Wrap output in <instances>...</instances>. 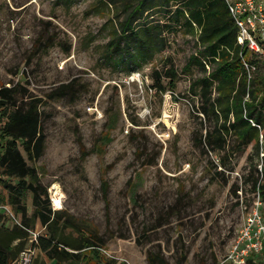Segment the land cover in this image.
Masks as SVG:
<instances>
[{
    "label": "rangeland",
    "instance_id": "1",
    "mask_svg": "<svg viewBox=\"0 0 264 264\" xmlns=\"http://www.w3.org/2000/svg\"><path fill=\"white\" fill-rule=\"evenodd\" d=\"M124 14L118 1L0 0V88L14 89L18 106L35 105L44 135L35 160L19 149L51 210L90 233L102 261L232 264L224 257L258 194L264 214V188L253 186L264 185V137L257 150L233 134L220 146L208 139L213 114L203 111L201 84L192 86L204 72L195 62L185 67L195 40L172 29L150 58L133 48L113 51L109 41ZM151 17L167 23L162 11ZM254 58L256 74L264 72V54ZM0 197L5 203L1 182ZM26 206L30 216L29 192ZM33 259L55 263L38 250ZM262 262L264 251L243 264Z\"/></svg>",
    "mask_w": 264,
    "mask_h": 264
},
{
    "label": "trees",
    "instance_id": "2",
    "mask_svg": "<svg viewBox=\"0 0 264 264\" xmlns=\"http://www.w3.org/2000/svg\"><path fill=\"white\" fill-rule=\"evenodd\" d=\"M107 1L120 2L125 13L109 41L113 51L128 54L133 48L137 55L150 58L167 46V40L162 35L165 30L175 29L189 34L198 47L190 54L185 67L195 62L204 72L202 77L192 82V86L201 84L202 95L208 102V108L204 107L203 111L212 113L215 123L207 138H212L220 146L225 136L233 134L240 141H253L258 149L259 135L264 137V72L256 74L258 66L254 57L257 55L237 42V28L226 0ZM157 11L167 16V23L154 21L151 16ZM243 60L256 67L249 79ZM167 72L169 76H174L173 70ZM173 85L171 82V87ZM212 88L215 92L213 99L210 98ZM14 92V89L0 88V176L16 179V182H10L0 177L2 186L7 190L5 204L14 213L20 214L21 223L26 228H33L36 221L44 226L45 232L38 239L37 249L53 259L54 264L82 257V252L86 250L90 253L84 255L94 258L96 264H116L111 259L102 261L97 242L90 233L81 234L83 227L73 217L51 210L46 188L41 186L35 168L27 163L19 149L22 147L29 160H35L43 150L44 135L37 109L33 104L25 108L16 105L12 101ZM261 170L264 173V164ZM253 186L264 188V185H256L255 182ZM28 192L33 206L30 216L26 206ZM260 192L264 194V189ZM2 201L0 197V204ZM4 218L5 214L0 210V264H10L25 246L28 233L14 222L6 225ZM66 228L78 234L66 232ZM148 259L149 264H153ZM31 264H36V260L33 259Z\"/></svg>",
    "mask_w": 264,
    "mask_h": 264
},
{
    "label": "built area",
    "instance_id": "3",
    "mask_svg": "<svg viewBox=\"0 0 264 264\" xmlns=\"http://www.w3.org/2000/svg\"><path fill=\"white\" fill-rule=\"evenodd\" d=\"M226 2L237 28V42L245 45L252 54L257 56L264 54V0H226ZM242 63L249 79L256 67L247 60H243ZM54 196L57 197L55 191ZM53 205L54 203H52ZM8 206L2 203L0 210L28 233L25 246L10 264H31L38 250V239L43 235V226L39 230H35L34 227L26 228L21 223L19 215L15 214ZM261 207L262 202L258 194L251 209L246 213L242 227L225 255L224 261H229L232 264H243L249 257L264 251V214H262ZM106 256L113 258L108 253Z\"/></svg>",
    "mask_w": 264,
    "mask_h": 264
},
{
    "label": "crops",
    "instance_id": "4",
    "mask_svg": "<svg viewBox=\"0 0 264 264\" xmlns=\"http://www.w3.org/2000/svg\"><path fill=\"white\" fill-rule=\"evenodd\" d=\"M37 222H38V221H37ZM40 224H41V223H40ZM85 256H88V255H84V254H82V257H85ZM82 257H81V258H82ZM45 264H46V263H45Z\"/></svg>",
    "mask_w": 264,
    "mask_h": 264
},
{
    "label": "bare ground",
    "instance_id": "5",
    "mask_svg": "<svg viewBox=\"0 0 264 264\" xmlns=\"http://www.w3.org/2000/svg\"><path fill=\"white\" fill-rule=\"evenodd\" d=\"M53 187H56V185H54ZM56 191V190H55ZM56 201H58V199L56 198Z\"/></svg>",
    "mask_w": 264,
    "mask_h": 264
}]
</instances>
